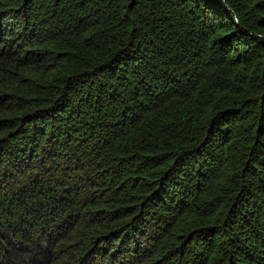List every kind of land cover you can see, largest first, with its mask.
<instances>
[{
    "label": "trees",
    "instance_id": "trees-1",
    "mask_svg": "<svg viewBox=\"0 0 264 264\" xmlns=\"http://www.w3.org/2000/svg\"><path fill=\"white\" fill-rule=\"evenodd\" d=\"M0 264H264V0H0Z\"/></svg>",
    "mask_w": 264,
    "mask_h": 264
}]
</instances>
